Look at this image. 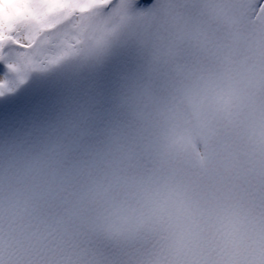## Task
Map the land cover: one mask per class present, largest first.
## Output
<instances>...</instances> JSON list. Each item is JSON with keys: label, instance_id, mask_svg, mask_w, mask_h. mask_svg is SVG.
<instances>
[{"label": "snow or ice", "instance_id": "1", "mask_svg": "<svg viewBox=\"0 0 264 264\" xmlns=\"http://www.w3.org/2000/svg\"><path fill=\"white\" fill-rule=\"evenodd\" d=\"M0 264H264V0H0Z\"/></svg>", "mask_w": 264, "mask_h": 264}]
</instances>
